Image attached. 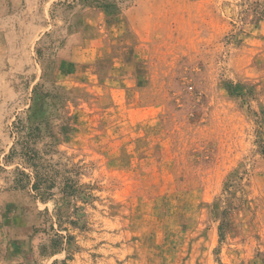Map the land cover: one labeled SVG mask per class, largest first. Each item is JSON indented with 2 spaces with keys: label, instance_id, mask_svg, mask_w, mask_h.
Instances as JSON below:
<instances>
[{
  "label": "rangeland",
  "instance_id": "1",
  "mask_svg": "<svg viewBox=\"0 0 264 264\" xmlns=\"http://www.w3.org/2000/svg\"><path fill=\"white\" fill-rule=\"evenodd\" d=\"M22 3L0 40L10 238L44 264H264V0Z\"/></svg>",
  "mask_w": 264,
  "mask_h": 264
},
{
  "label": "crops",
  "instance_id": "2",
  "mask_svg": "<svg viewBox=\"0 0 264 264\" xmlns=\"http://www.w3.org/2000/svg\"><path fill=\"white\" fill-rule=\"evenodd\" d=\"M22 2L23 0H0V40H12L17 37L18 8L21 9V12L23 11ZM27 15V11H24V16ZM32 32L33 29L31 28L29 36L26 35V37L32 38ZM7 46L0 43V56L6 54L5 48ZM29 191H20V194L14 191V193L19 196L24 194L25 198H29L27 194ZM3 201L4 195L0 192V264H44V258L40 257L37 248L30 241L23 238H10L8 235L10 225L2 224V218L6 220L7 216H15L19 212L12 204L11 207L6 206L2 209ZM15 227L17 228L18 225H15Z\"/></svg>",
  "mask_w": 264,
  "mask_h": 264
},
{
  "label": "trees",
  "instance_id": "3",
  "mask_svg": "<svg viewBox=\"0 0 264 264\" xmlns=\"http://www.w3.org/2000/svg\"><path fill=\"white\" fill-rule=\"evenodd\" d=\"M16 120H18L15 124L14 127L16 128V130L18 131V126H19V118H17ZM33 129H30L28 131L29 135L33 136ZM19 134V133H18ZM19 137V136H18ZM19 140V138H18ZM17 143L16 142L10 149L8 155L5 157V163H8L10 161L13 160V158H15L16 156H19L20 158H22V160L25 162V164L28 166V168L30 169L31 173L24 174V173H20L18 170V173L23 176L24 178H26L28 180V184H30V182L33 180V182L31 183V189L33 192L36 193V198L39 199L42 203L46 202V199L50 198V194L47 192V190H44L40 188L39 184H38V173H37V166L35 165V163H31V162H36L37 160H39V153L37 151H34L33 149L30 148H24L25 153H19L16 151L17 148Z\"/></svg>",
  "mask_w": 264,
  "mask_h": 264
}]
</instances>
